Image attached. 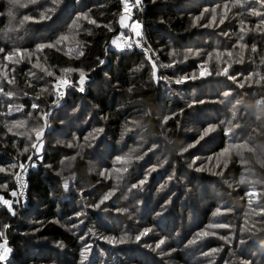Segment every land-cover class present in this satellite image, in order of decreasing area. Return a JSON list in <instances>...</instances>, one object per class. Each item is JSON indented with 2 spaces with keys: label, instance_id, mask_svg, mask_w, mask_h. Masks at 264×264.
I'll return each instance as SVG.
<instances>
[{
  "label": "trees",
  "instance_id": "16d2710c",
  "mask_svg": "<svg viewBox=\"0 0 264 264\" xmlns=\"http://www.w3.org/2000/svg\"><path fill=\"white\" fill-rule=\"evenodd\" d=\"M21 3L0 0V197L15 212L0 200V264H264V8L140 0L128 24L144 49H123L118 0ZM44 113L32 153L20 122ZM189 126L203 139L181 149ZM209 154L221 160L207 172ZM21 164L25 202L11 195Z\"/></svg>",
  "mask_w": 264,
  "mask_h": 264
},
{
  "label": "snow or ice",
  "instance_id": "6c2138e0",
  "mask_svg": "<svg viewBox=\"0 0 264 264\" xmlns=\"http://www.w3.org/2000/svg\"><path fill=\"white\" fill-rule=\"evenodd\" d=\"M32 2H35V0H32ZM254 2L259 3V4L261 5V7L264 8V0H254ZM9 3L12 5V7H16V6H21V7H22V6H24V5L21 3V0H9ZM139 3H140V0H136V5H135V6L138 7V6H139ZM225 7L227 8V6H225ZM124 11H125V13H128V12L131 11V8H130V6H129L127 0H124ZM252 14L259 15V16H264V12H261V11H254ZM8 16H9V17H12V16H13V12H12L11 9H9V11H8ZM42 18H44L43 15H42ZM81 18H83V19H88L87 15H84V16H82V17H78V19H81ZM24 19H25V21H26V20L29 19V17L26 16ZM124 19H125V17H124V16H121L120 23H121L124 27H128V25L124 24ZM89 22H90V23H93V24L96 23L95 20H90ZM221 23H223V20H221ZM21 26H23V21L21 22ZM132 28H133V30L135 31L136 36L139 37V36L141 35V33L138 31V29L140 28V24H139L138 22H137V23H134V24L132 25ZM244 30H245V29H243V28L241 29V31H244ZM61 39H67V37H62ZM57 43H59V41H57ZM113 44H116V41H113ZM45 46H46V45H40L39 47H40V48H44ZM52 46H53V45H47V47H52ZM129 46H131V45H129ZM117 47H119V45H117ZM0 51H3V49H0ZM253 51H255V49H253ZM79 54H80V55H84L83 52H80ZM228 55L230 56L231 53H229ZM9 58H10V57H9ZM153 67L155 68V65H153ZM65 71H73V69H65ZM225 71H227V70L225 69ZM47 75H48V76H52L53 73H52V72H47ZM79 76H80V85H81L80 90L83 91V87H82V85H83L84 80H85V72H84L83 70H81V71L79 72ZM183 79H187V77H185V78H183ZM9 82H11V81H9ZM176 82H177V83H181L182 80H177ZM59 84H61V85H65V86H66V85L68 84V82H67L66 80H60V81H59ZM0 93H3L4 95H6V96H8V97H10V98H11V96H12V93H5V92H4V89H3L2 87H0ZM225 95H228V93H225ZM32 108H33V109H38V108H39V105H37V104H33V105H32ZM47 115H48L47 113H44V114L42 115V120H44L45 122H46V120H47ZM43 130H44L43 127H39V128H34V129H33V131L35 132V140H36L37 142H41V137H42V132H43ZM210 131H213V129L209 128V129L205 130L204 135H207V133L210 132ZM232 131H233V129H232V128H229V132L231 133ZM201 139H203V135L201 136ZM246 146H247L246 144L234 145V147H237V148H244V147H246ZM32 147H33V148H36V144L33 143V144H32ZM25 151H27V149H25ZM225 151H227V149H225ZM29 159H31V157H29ZM121 159H122L121 157H117V160H121ZM13 167H15V165H13ZM23 167H24V165L21 164V165H20V168L23 169ZM153 170H155V169H153ZM4 171H5V169L0 168V172H4ZM125 171H126V169H125ZM101 175H104V173H101ZM145 182H146V180H141V181L139 182L138 185L134 184L132 187H133V188L141 187ZM240 183H241V184H244V183H246V180L242 177L241 180H240ZM63 187L65 188V190L68 189L69 184H68L67 181H65ZM11 195L15 196V195H16V192L13 191V192L11 193ZM248 195H249V196H252V195H254V194H253V193H248ZM108 198H109V196H105V197L100 201V204H103L104 201L107 200ZM0 200H2V202H3V204H4L5 206H7V210H8L10 213H12L13 215H15V212H14L13 207H12V201H10L9 199H3L2 197H0ZM97 207H99V205H97ZM261 211H262V213H264V210H261ZM148 231H150V229H146L143 233H140L139 235H137V236L135 237V239H136L137 241H139L143 235H146V234H147ZM207 234H208V233L205 232V233H202L201 235H207ZM0 236H3V233H2V232H0ZM106 239H108L110 243L115 242V238H114V237H112V238H106ZM123 242H124V240L121 239V240H120V243H123ZM162 243H163V241H160V244H162ZM160 244H157L156 247L159 248V247H160ZM0 247H3V246L0 245ZM8 251H10V249H7L6 247H4V251H3L2 253H0V261H3V260L6 259V253H7ZM88 251H89V248L86 247V248L84 249V251L81 252V256H83L85 259H87L86 253H87ZM214 251H215V250H214ZM204 255H208V254L205 253Z\"/></svg>",
  "mask_w": 264,
  "mask_h": 264
},
{
  "label": "rangeland",
  "instance_id": "374dc122",
  "mask_svg": "<svg viewBox=\"0 0 264 264\" xmlns=\"http://www.w3.org/2000/svg\"><path fill=\"white\" fill-rule=\"evenodd\" d=\"M132 5L133 7H135L136 5V0H134L132 2ZM121 19V18H120ZM130 19V16L129 17H125L124 19V24L127 25V22L128 20ZM138 21H132L129 25V30H128V36H129V39L130 41L134 44H137V45H140L141 49H144V44H142V42L140 41L141 37H142V32H141V25H140V28L138 29V31L141 33V35L138 37L136 36L135 34V31L133 30L132 28V25L134 23H137ZM139 23V22H138ZM122 25V24H121ZM122 28H124V26H122ZM130 31V33H129ZM120 34V32H119ZM113 41H116V44H113ZM112 41V45L117 47V45H119L118 48L121 47V40L120 38L118 37H115ZM57 84H59V81H56L55 84L53 85V87H57ZM61 85V84H60ZM53 93L54 96L56 97H60V94H61V90H59V92L56 93V89H53ZM57 94V95H56ZM58 98L56 100H58ZM58 107V106H57ZM42 116V115H40ZM48 120V119H47ZM46 120V122L44 120H42L41 118L40 119H32V120H29V121H22L20 122V124H23V125H26L27 128H39V127H43V132H42V137H41V142H36V148H33V152L32 153H39L41 148L43 147V144H44V132H48L50 131V125L48 124V121ZM190 127V126H189ZM28 132V129L26 130ZM189 133H190V136H188L183 142H182V146H181V149H187L188 147H191V146H194L196 144L197 141L200 142V139H201V136L203 135H199L200 133V130L198 129V127H195V128H189ZM197 132L198 135H194V133ZM193 139V142H191V140ZM35 141V132L33 131V143ZM61 144V143H60ZM215 143L213 142V140L210 138L209 141H207V143L205 144L207 148H211V146H213ZM198 152H202V148L199 146V150H197ZM196 153V152H194ZM192 153V154H194ZM208 153H210V151H208ZM187 158V156H184V159ZM189 159V157H188ZM202 159V166L204 167V170L205 171H210L211 169V166H213V162H215V164L219 163V161L221 160V156L219 154H209L206 158H201ZM17 175V174H16ZM16 175H15V178H16ZM0 245H2L3 247H0V248H3L6 247L4 244L0 243ZM7 248V247H6Z\"/></svg>",
  "mask_w": 264,
  "mask_h": 264
},
{
  "label": "built area",
  "instance_id": "2783aa9c",
  "mask_svg": "<svg viewBox=\"0 0 264 264\" xmlns=\"http://www.w3.org/2000/svg\"><path fill=\"white\" fill-rule=\"evenodd\" d=\"M121 4V7H122V10L125 14V17H129L131 16V13L133 12V5L132 3H130L128 0V4L131 8V11L128 12V13H125L124 11V0H118ZM127 25H128V22H127ZM128 30H129V25L128 27H124L122 28V30L120 31V34H118V37L120 38L121 40V47L120 48H123V49H126V48H130V49H133V48H141L140 45H137V44H133L130 39H129V36H128ZM130 32V31H129ZM131 45V46H129ZM25 174H26V170L23 168V169H19L17 175H16V179H15V184L17 186V195H18V200L21 201V202H25L26 201V184H25ZM2 244H5V242H1ZM4 251L3 248H0V253H2Z\"/></svg>",
  "mask_w": 264,
  "mask_h": 264
},
{
  "label": "bare ground",
  "instance_id": "6f19581e",
  "mask_svg": "<svg viewBox=\"0 0 264 264\" xmlns=\"http://www.w3.org/2000/svg\"><path fill=\"white\" fill-rule=\"evenodd\" d=\"M17 195V194H16ZM17 198H18V195H17Z\"/></svg>",
  "mask_w": 264,
  "mask_h": 264
}]
</instances>
